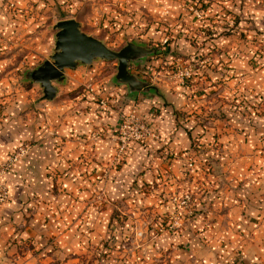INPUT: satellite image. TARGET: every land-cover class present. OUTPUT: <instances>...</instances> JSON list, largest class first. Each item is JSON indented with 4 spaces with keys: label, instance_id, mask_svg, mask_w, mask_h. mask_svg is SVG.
<instances>
[{
    "label": "crops",
    "instance_id": "obj_1",
    "mask_svg": "<svg viewBox=\"0 0 264 264\" xmlns=\"http://www.w3.org/2000/svg\"><path fill=\"white\" fill-rule=\"evenodd\" d=\"M252 3L262 16L264 3ZM5 22L0 11L2 33ZM6 59L0 57V159L22 140L33 145L11 170V196L0 206V252L19 233L6 247L10 255L0 254L3 262L43 264L28 251L43 247L48 235L63 252L109 250V264H228L237 250L247 264H264V115L253 117L247 140L216 120L211 129L221 132L220 159L201 168L185 162L190 136L176 122H182L187 96L174 80L160 83L169 100L129 96L125 85L106 77L62 93L83 84L77 70L55 98L45 99L35 85L27 90L10 83ZM233 60L238 70L247 65L245 53ZM256 69L240 84L264 95V68ZM131 110L148 114L158 137L130 142L123 163L107 167L117 146L116 125ZM236 114L232 121L239 125L246 118ZM202 169L210 170L204 195L197 191ZM218 171L220 193L214 191L218 181L212 182ZM100 189L109 201L99 211L94 195ZM183 192L192 196L189 209L172 199ZM20 237L35 244L23 260L15 254Z\"/></svg>",
    "mask_w": 264,
    "mask_h": 264
},
{
    "label": "rangeland",
    "instance_id": "obj_2",
    "mask_svg": "<svg viewBox=\"0 0 264 264\" xmlns=\"http://www.w3.org/2000/svg\"><path fill=\"white\" fill-rule=\"evenodd\" d=\"M252 1L1 0L0 11L5 14L7 31L2 33L3 29L0 28V57L4 55L7 58L5 67L13 71L9 77L11 84H18L27 90L35 85L38 94L43 97L40 84L25 77V71L48 58L54 47L57 30L53 25L60 19L75 18L84 32L98 37L113 49H119L131 40L155 46L161 50L160 53L148 56L139 69L133 63L130 68L138 69L143 78L159 86L165 94L167 92L160 86L164 80H174L183 86L187 104L183 113L180 112L179 119L182 122L177 121L176 124L185 128L190 136L191 152L187 154L189 157L185 162L199 163L201 168L208 165L206 169H209V166L215 165L213 161L220 159L223 145L219 139L221 132L211 129L216 120H224V126H232L234 131L244 133L247 140L250 138L249 129L255 125L253 117L264 115L263 93L253 92L240 84L244 74L253 73L255 68H264V14L256 15L252 10ZM256 2L263 6L264 0ZM196 12L200 15H196ZM13 35L18 39L15 40ZM228 37L231 38L229 41ZM243 53L246 54L247 65L238 70L233 59ZM116 65V59H95L90 64H79L74 69L65 68L64 81L53 83L57 84L59 90L70 82L72 73L81 70L83 76L79 77L83 84L62 93H74L84 87V83L103 77L107 78L108 83L116 84L113 80ZM185 70L188 75L182 76L180 72ZM236 113L241 117L240 120L246 118L239 125L232 121L233 116L237 117ZM117 127L118 124L116 131ZM32 145V140H22L0 159V182L7 191L0 206L8 202L11 196L8 184L11 170L27 156ZM123 161L124 158L119 162L112 160L107 167H118ZM204 169L197 177L198 183H203L197 186V191L202 195L209 189L205 182L210 170ZM217 176L216 180H212L214 185L217 181L219 184L214 187V191L222 183L219 171ZM94 197L99 211L109 201L104 189H100ZM35 204H38L36 199ZM17 237L19 233L6 242V247L11 246ZM43 240V247L40 244L38 250L28 251L37 259H45L43 264H109V250L93 248L90 251L63 252L57 250L56 239L52 236L47 235ZM34 245L33 238L20 237L15 252L17 258L23 260L29 254L25 251ZM6 247L0 254L10 255ZM2 260L4 258L0 255V264H13ZM31 264L39 262L33 259ZM228 264L247 263L241 251L237 250L229 258Z\"/></svg>",
    "mask_w": 264,
    "mask_h": 264
},
{
    "label": "water",
    "instance_id": "obj_3",
    "mask_svg": "<svg viewBox=\"0 0 264 264\" xmlns=\"http://www.w3.org/2000/svg\"><path fill=\"white\" fill-rule=\"evenodd\" d=\"M55 43L48 58L33 69L25 71V77L40 84L43 97L51 99L58 90L57 84L65 79V68H76L79 64H90L95 59H116V72L113 80L123 84L129 96L153 94L167 100L166 94L159 86L143 78L138 70L148 56L160 53L155 46L128 41L119 49H113L98 37L84 32L80 22L75 18L56 21ZM133 63L138 69H131Z\"/></svg>",
    "mask_w": 264,
    "mask_h": 264
},
{
    "label": "built area",
    "instance_id": "obj_4",
    "mask_svg": "<svg viewBox=\"0 0 264 264\" xmlns=\"http://www.w3.org/2000/svg\"><path fill=\"white\" fill-rule=\"evenodd\" d=\"M196 15H200L199 12H196ZM182 76H187L188 71H181ZM103 103V101H102ZM148 114H139L134 110H131L122 115L117 131H116V140L117 146L115 149L114 156L112 160L119 162V160L125 158V154L130 142H146L149 138H157V132L153 130L150 126V121L148 120ZM111 160V162H112ZM192 162L188 161V165H191ZM1 172V170H0ZM7 196V191L2 187L0 182V202H2ZM172 199L178 204V206L189 209L191 206L192 196L190 192H183L181 194H175ZM176 222H172L174 225ZM137 234H141V231H137Z\"/></svg>",
    "mask_w": 264,
    "mask_h": 264
},
{
    "label": "trees",
    "instance_id": "obj_5",
    "mask_svg": "<svg viewBox=\"0 0 264 264\" xmlns=\"http://www.w3.org/2000/svg\"><path fill=\"white\" fill-rule=\"evenodd\" d=\"M175 113H176V112H175ZM161 225H162V226H165V223H164V224H163V223H161Z\"/></svg>",
    "mask_w": 264,
    "mask_h": 264
}]
</instances>
